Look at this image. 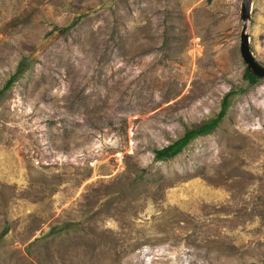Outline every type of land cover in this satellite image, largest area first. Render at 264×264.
Returning a JSON list of instances; mask_svg holds the SVG:
<instances>
[{"label":"rangeland","instance_id":"374dc122","mask_svg":"<svg viewBox=\"0 0 264 264\" xmlns=\"http://www.w3.org/2000/svg\"><path fill=\"white\" fill-rule=\"evenodd\" d=\"M241 0H0V264H264V77ZM245 33L264 67V0ZM228 108L177 155L155 151Z\"/></svg>","mask_w":264,"mask_h":264},{"label":"trees","instance_id":"16d2710c","mask_svg":"<svg viewBox=\"0 0 264 264\" xmlns=\"http://www.w3.org/2000/svg\"><path fill=\"white\" fill-rule=\"evenodd\" d=\"M21 64V66L18 68L19 71H17L3 86V89L0 90V96L1 94L13 83L20 72V70L24 67ZM245 77L250 83H253L256 80V76L248 71V69H245ZM231 93L226 94L221 102L220 110L216 114L214 118L209 119L208 121L202 123L196 128L186 130L184 135L177 140H175L173 143L158 149L155 151V157L158 160H168L175 155H177L192 139H194L197 136H201L204 134H207L215 129L216 124L222 119V117L225 115L226 110L228 108V96H230Z\"/></svg>","mask_w":264,"mask_h":264},{"label":"water","instance_id":"95a60500","mask_svg":"<svg viewBox=\"0 0 264 264\" xmlns=\"http://www.w3.org/2000/svg\"><path fill=\"white\" fill-rule=\"evenodd\" d=\"M252 0H241L239 17L242 21V29L240 33V54L246 64L248 71L255 76L264 77V67H262L251 55L248 45V36L245 33L247 20L250 18V8Z\"/></svg>","mask_w":264,"mask_h":264}]
</instances>
